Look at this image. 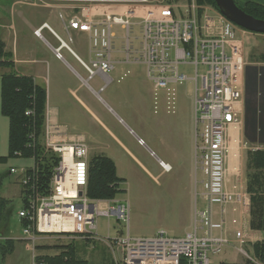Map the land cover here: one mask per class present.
Masks as SVG:
<instances>
[{"label": "built area", "instance_id": "obj_1", "mask_svg": "<svg viewBox=\"0 0 264 264\" xmlns=\"http://www.w3.org/2000/svg\"><path fill=\"white\" fill-rule=\"evenodd\" d=\"M46 1L68 5L71 16L67 21L59 15L64 30L89 37V61L77 59L86 78L75 72L89 91L95 93L88 84L95 76L105 85L111 81L108 75L114 70L111 59L114 26L125 32L122 48L125 63L144 67L153 91L165 94L168 113L174 112L176 86L191 84L192 177L194 185L202 187L200 193L195 191V198L200 196L205 206L199 210L196 203L193 205L192 231L183 237L169 236L162 231L152 237H130L128 203L116 198L90 200L87 197L90 156L85 137L69 133L45 104L40 144L43 155L53 158L55 164L45 188L36 184L34 157L29 158L30 168L18 170L22 205L17 217L25 225L17 240L29 243L32 253L49 239L46 235L98 241L118 253L119 264H213L210 257L234 242L244 263L261 264L252 250L257 241L244 230L250 210V196L242 175L247 146L243 130L245 32L214 8L198 5L195 0L187 2L182 14L172 4L150 5L154 0ZM103 5H128L130 9L125 15H96L92 11ZM139 6L144 10L141 16L136 10ZM134 28L139 31L135 39L140 41L136 50L130 41ZM43 29L59 42L57 47L47 43L57 59H63L62 50L76 57L68 45L69 34L66 43L47 23H42L34 35L43 39ZM181 67H191L192 76L182 73ZM14 155L21 158L20 153ZM159 164L163 172L170 170L167 164ZM15 173V169H10V174ZM99 217L122 221L126 224V234L116 230L113 239L108 234L98 236ZM106 229L108 233L109 223ZM244 245L251 248V255L242 249ZM37 257L35 253L32 255L31 264H45L37 261Z\"/></svg>", "mask_w": 264, "mask_h": 264}, {"label": "rangeland", "instance_id": "obj_2", "mask_svg": "<svg viewBox=\"0 0 264 264\" xmlns=\"http://www.w3.org/2000/svg\"><path fill=\"white\" fill-rule=\"evenodd\" d=\"M190 1L154 0L150 5L172 4L182 14ZM36 3V6H41V2ZM136 10L139 16L143 14L142 7ZM112 31L115 38L111 53L114 70L108 75L111 81L105 85L102 79L95 76L88 82L96 94L84 85L74 93H68L65 86L58 90L52 81L46 89L49 105L58 109L59 123L65 125L69 133L85 137L90 158L101 155L114 163L117 175L124 180L121 185L123 193L118 194L116 200L128 203L130 237H152L160 231L169 236L183 237L192 231L193 205L196 203L199 210L205 206L200 196L195 198V191L200 193L202 187L195 186L192 177L191 84L176 86L174 112L168 113L165 94L153 91L144 67L125 63V53L122 51L125 32L119 26H114ZM56 32L66 39L59 31ZM244 32L245 68L255 69L256 72V90L249 91V87H245L244 93L243 130L247 146L243 154L242 175L246 189L247 175L251 173L246 167L247 152L264 151V35ZM71 34L73 43L69 44L70 48L87 63V36ZM138 34V29L134 28L130 37L134 50L139 47L140 41L135 39ZM42 35L52 46L56 45L46 33ZM66 59L85 79L82 68L70 58ZM5 71L0 69V87L2 72ZM51 71L66 76L64 68L58 64L52 66ZM180 71L188 77L192 76L191 67H181ZM70 81L69 87L77 88L79 82L75 78ZM42 86L45 89V85ZM0 159V200L5 204L0 210V264H31L32 255L35 253L39 256L41 253L37 251L38 248L32 253L29 243L17 240L22 230L17 211L22 205L18 170L30 168L32 161L10 156L8 119L1 111ZM160 162L167 164L170 170L163 172ZM12 168L16 170L15 174H10ZM107 223L110 225L108 233ZM97 228L100 237H107L108 234L113 239L116 230L126 234V224L113 217H99ZM244 230L253 239L264 240V232L250 233L247 219ZM46 237H49L46 242L54 243L57 236ZM229 238L234 241L232 235ZM89 242L84 243L87 246L84 249L86 260L91 264H98L97 260L100 259H105V262L111 260L112 253L104 244ZM72 244L76 249L82 245L81 242ZM237 247L234 242L224 246L217 255L210 257L211 261L228 264L243 262L244 258L236 252ZM242 249L251 255L248 245Z\"/></svg>", "mask_w": 264, "mask_h": 264}, {"label": "trees", "instance_id": "obj_3", "mask_svg": "<svg viewBox=\"0 0 264 264\" xmlns=\"http://www.w3.org/2000/svg\"><path fill=\"white\" fill-rule=\"evenodd\" d=\"M195 2L198 5H208L218 11L213 0H195ZM235 4L246 14L264 20V6L253 2H246L242 6L236 2ZM0 68L13 70L11 54L5 51L1 40ZM244 86L247 89L249 87V91L256 88L255 69L245 68ZM45 104V90L36 86L32 79L17 76L13 72L2 76L0 111L8 119L9 154L15 157V153H20L21 158L25 159L34 157L37 164L36 184L40 188L46 187L52 166L55 164L52 161L53 158L43 155L40 144ZM27 111L30 112L28 116L25 115ZM246 160V167L251 172L247 175L246 182V191L250 196L249 230L264 232V151L247 152ZM123 183L124 180L118 177L116 167L109 158L98 155L89 159L86 195L90 200L116 198L118 194L123 193L121 190ZM3 206L5 204L0 200V210ZM20 223L21 226L25 225L24 221ZM8 244L11 243L8 242ZM252 248L256 258L264 264V240L254 243ZM37 261H43L45 264H89L77 258L72 244L57 256H38Z\"/></svg>", "mask_w": 264, "mask_h": 264}, {"label": "crops", "instance_id": "obj_4", "mask_svg": "<svg viewBox=\"0 0 264 264\" xmlns=\"http://www.w3.org/2000/svg\"><path fill=\"white\" fill-rule=\"evenodd\" d=\"M238 5L242 6L246 2H253L255 4L264 6V0H234ZM36 2H41V6H36ZM130 9V6H112L103 5L99 7H94L92 11L96 15H125ZM59 15H61L64 21L71 16V10L68 5L56 3L46 0H0V40L4 44V49L7 53L11 54V60L13 62V70L3 68L7 71L2 72L7 74L9 72L15 73L17 76L30 78L33 80L34 84L42 89L45 85V93L48 86L53 81L56 88L62 89L63 86L67 89L68 93H74L82 85L81 80L75 75L77 72L74 67L67 61L66 57L73 60L79 67H81L77 59L81 57L71 49L76 57L72 56L69 52L62 50L64 55L63 59H57L53 53L51 47H57L59 42L54 37V35L46 29H43L42 33H46L48 37L56 44L52 46L43 36V39H39L34 35V31L42 24L47 23L52 32L58 36L62 41L68 42V34L71 37V42L73 43L72 34L76 36L86 35L88 38V55L89 54V37L87 34L80 33L78 31L64 30L62 20ZM59 31L62 36L66 37V41L58 35L56 32ZM51 46L49 47L48 44ZM70 47V46H69ZM84 62V61H83ZM64 68L65 75L59 76L56 72L51 71V67L57 65ZM128 64V63H127ZM1 69V68H0ZM53 73V74H52ZM78 73V72H77ZM52 74V76H51ZM74 78L79 82L77 88L71 89L69 87L70 80ZM47 87V88H46ZM64 89V88H63ZM46 104L51 112H53L58 119V109L52 105H49V98L46 93ZM59 121V120H58ZM191 122V121H190ZM119 177V176H118ZM249 224V219H247ZM249 228V225H248ZM252 231H250L251 233ZM257 234L258 232H252ZM43 241V244L38 245L37 251L41 256L54 257L60 252L73 243L81 242L82 245L79 249H76L75 253L79 260L86 261L91 264L89 260H86V252L84 243H90L88 240L80 239L79 237L68 239H56L54 243ZM260 242L261 240H256ZM102 243V242H101ZM104 244V243H102ZM73 245V244H72ZM105 245V244H104ZM106 248H108L105 245ZM109 249V248H108ZM253 250V248H252ZM112 257L110 261L105 262V259L97 260L98 264H119V255L114 249H110ZM43 253V254H42ZM38 256V255H37ZM84 257V258H83ZM95 262V260H93ZM244 262L237 263L243 264ZM213 264H228L223 262H214Z\"/></svg>", "mask_w": 264, "mask_h": 264}, {"label": "water", "instance_id": "obj_5", "mask_svg": "<svg viewBox=\"0 0 264 264\" xmlns=\"http://www.w3.org/2000/svg\"><path fill=\"white\" fill-rule=\"evenodd\" d=\"M218 12L233 25L249 33L264 35V20L256 19L243 12L234 0H213Z\"/></svg>", "mask_w": 264, "mask_h": 264}, {"label": "bare ground", "instance_id": "obj_6", "mask_svg": "<svg viewBox=\"0 0 264 264\" xmlns=\"http://www.w3.org/2000/svg\"><path fill=\"white\" fill-rule=\"evenodd\" d=\"M243 120H244V117H243ZM232 136H234V133L232 134ZM231 163H233V161Z\"/></svg>", "mask_w": 264, "mask_h": 264}]
</instances>
